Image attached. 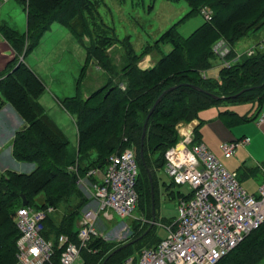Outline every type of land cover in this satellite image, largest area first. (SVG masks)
I'll return each mask as SVG.
<instances>
[{
    "label": "trees",
    "instance_id": "obj_1",
    "mask_svg": "<svg viewBox=\"0 0 264 264\" xmlns=\"http://www.w3.org/2000/svg\"><path fill=\"white\" fill-rule=\"evenodd\" d=\"M166 1L177 3L182 0ZM183 1L189 6L186 18L199 13L204 22L187 37L178 32L177 25L168 28L155 42V47L167 42L171 51L161 55L153 66L141 69L138 66L141 55H123L125 65L120 71L121 86L111 85L110 79L83 98L80 91L82 86L78 87L77 84L75 97L58 99L63 111L74 116L79 158L87 159L91 152L95 154L84 177H87L90 169H103L111 154L131 149L135 152L138 169L140 166V173H143L139 188V174L137 177V193L150 196L151 184L154 185L149 174L152 171L156 176V171L163 169L166 151L180 142V123L189 124L198 120L200 111L222 103L252 102L261 105L264 102V52L252 57L242 56L230 68L220 69L216 78L202 77V73L211 68V46L215 41L221 38L226 40L233 48L231 55H235L234 46L238 42L251 35L255 37L264 29V0ZM19 2L26 14L25 34L6 25L0 26L2 38L13 51L12 57L0 70V93L3 101L12 107L22 121V126L14 131L12 137V157L16 162L32 164L34 168L29 173L11 170L0 173V264L10 260L16 263L18 230L14 215L21 207L20 197H25L28 206L55 208L58 191L66 190L70 183H74L78 168H81L78 160L67 162L68 138L36 102L43 92V84L25 63H18L16 55L25 53L26 57L54 22L66 26L77 39L81 40L84 35L90 39V45L85 46L86 60L89 55H97L102 50L96 32V27L101 23L97 9L102 0ZM202 11H206L208 17H204ZM102 37L110 38V35ZM104 57L105 60H102L103 56L97 55L102 69L109 75L114 74L109 56ZM164 92L144 126L151 108ZM219 116L227 118L229 125L242 121L241 117L227 111ZM192 136L194 143L198 140V128H195ZM76 163L75 171L67 170V164ZM89 179L91 183L96 181L91 177ZM41 193L47 199L41 206H36L32 200ZM89 200L87 198V203ZM49 217L42 232L46 240L50 238L47 229ZM63 220L65 222V219L60 220L62 224ZM73 230L67 236L76 241ZM143 233L138 234L135 242L113 254L105 264L136 257L142 249L152 248L160 241L150 242L149 246L135 251ZM250 235L217 264H253L263 257L264 223ZM95 243L97 239L81 252L83 264H102L104 255L111 251L109 245L102 244V249L100 244ZM54 249L55 259L51 264H58L59 251L56 247ZM97 250L101 253L94 256Z\"/></svg>",
    "mask_w": 264,
    "mask_h": 264
},
{
    "label": "rangeland",
    "instance_id": "obj_2",
    "mask_svg": "<svg viewBox=\"0 0 264 264\" xmlns=\"http://www.w3.org/2000/svg\"><path fill=\"white\" fill-rule=\"evenodd\" d=\"M100 4L97 11L101 23L100 26L96 27V32L99 39L98 42L100 41L99 43L102 45L100 46L102 50H99L97 55L103 56L102 60H105V55L109 56L110 66H112L114 74L109 75L107 71L102 69L101 64L97 60V55H89L86 60L87 51L85 46L90 45V39L86 35L81 40L77 39L66 26L56 22L52 23L47 31L42 34L37 40V44L26 54V57L25 53L16 55L18 63H25L43 84V92L37 97L36 102L46 109L43 108L68 138L67 162L72 163L78 160V164L81 167L78 168L79 166H77L78 176L75 182L70 183L71 181H69L68 188L57 193L59 196L56 198L55 211L50 215L47 222L50 237L47 238L51 242H54L60 234L68 235L73 229L75 235L80 226L81 212L88 206L90 208L95 207L90 200L87 203L88 194L92 193L91 179L83 176L84 172L89 169V162L95 158V154L91 152L87 159L79 158L76 152L77 142L74 118L72 119L74 116L64 113L58 99L63 100L64 98L75 97L77 84L78 87L82 86L80 91L82 90L83 98L98 90L110 79L112 81L111 85H120V71L125 65L123 55H141L139 58L149 56L151 57L150 60L152 59L151 61L155 64L161 55L171 51V46L167 42L155 47V42L160 40L162 34L168 28L177 25L178 32L183 37H187L204 22L199 13L186 18L189 6L183 0L177 3L166 0H102ZM2 25L25 34L26 14L19 0H0V26ZM261 32H264V29L257 36L251 35L238 42L234 46L236 52H242L249 43L263 39L264 34L261 35ZM105 34H109L110 38L102 37ZM152 62L149 64H152ZM212 65L213 68L208 71L207 76L216 78L221 67L217 63ZM79 81L80 83H78ZM0 99V101L4 102L1 93ZM221 108L233 111V113L242 118V121L236 125H229L218 115ZM257 109V103L250 102L224 105L219 108L212 107L199 112V117L205 121L204 125L199 126L200 140L204 136L207 138L210 147L206 146V149L209 152L212 149L213 153L211 152V155L231 174L238 173L241 160L259 156L261 146L254 137L256 129H259V127L250 121ZM252 136L253 139H251ZM242 137L250 138V145H239L241 149L238 150V153L236 151L237 155L235 153L231 158H225L219 146L226 142L240 140ZM202 141L205 144L206 141L203 139ZM178 143L174 146L183 145L182 141L180 144ZM196 143L197 141L193 144ZM262 147L264 148L263 143ZM0 160L2 164L3 162L6 163L5 165H8L10 170L14 172H30L29 164L11 162L5 156L2 159L0 157ZM67 165H69L67 169L69 170L70 167H75L77 163ZM155 174L156 176L152 171L149 174V177L153 179L154 185L152 186L151 184L152 193H150V196H145V193H138L137 204L131 216L120 218L112 211L110 213L113 219L105 214L99 215V219L96 222L97 236H92L90 242L97 239L95 244H100L99 247L102 249V244L109 245L111 251L104 255L102 261L109 257L111 253L115 254L135 242L140 233L144 232L139 237L141 240L139 239L135 251L143 246H149L150 242L157 243L158 240L165 239L168 235V227H174L178 216V199L180 196H189L192 189L189 185L176 186L171 184L170 178L163 169L157 170ZM139 179L138 188L141 185V179L143 181V173H140V166ZM95 180L99 181L98 178ZM241 181L240 184H242L243 189L248 194L257 192L258 181L255 178H245L242 183ZM46 199L45 195L41 193L36 198H33L32 202L36 206H41L40 204L44 203ZM61 219H65V222L63 220L64 224L60 222ZM68 229L71 231L68 232ZM149 230L151 231L146 237L145 235ZM98 253V250L97 252L95 251L94 256H98ZM54 259L55 256H53L52 262ZM12 262L10 260L6 264H15ZM123 262V260H117L112 264H122ZM79 264H83L82 260Z\"/></svg>",
    "mask_w": 264,
    "mask_h": 264
},
{
    "label": "built area",
    "instance_id": "obj_3",
    "mask_svg": "<svg viewBox=\"0 0 264 264\" xmlns=\"http://www.w3.org/2000/svg\"><path fill=\"white\" fill-rule=\"evenodd\" d=\"M201 14L208 17L206 11ZM232 51L226 40L215 41L211 46L210 70L213 63L221 69L230 68L242 56L252 57L264 52V38L242 52L234 49L235 55H231ZM208 71L202 73L203 78L208 77ZM253 122L263 125L264 113ZM181 141V149L176 145L166 151L163 170L173 185H189L191 194L179 197L178 216L174 227H168L167 237L122 264H217L264 223V181L255 195L248 194L237 174L229 173L203 144H193L190 137ZM248 142L246 138L226 142L220 145V151L225 158H231L239 145ZM29 166L31 172L34 166ZM70 169L75 171L76 166ZM138 174L135 152L131 149L111 154L103 169L88 171V178L99 179L91 183L95 207L81 212L76 241L64 234L57 236L55 242L43 237L44 223L54 213L53 207L40 209L21 205L14 215L18 230L15 264H51L54 247L59 251L58 264H79L81 252L88 249L91 237L97 236L96 222L101 213L107 215L112 211L120 218L131 216L137 204Z\"/></svg>",
    "mask_w": 264,
    "mask_h": 264
},
{
    "label": "crops",
    "instance_id": "obj_4",
    "mask_svg": "<svg viewBox=\"0 0 264 264\" xmlns=\"http://www.w3.org/2000/svg\"><path fill=\"white\" fill-rule=\"evenodd\" d=\"M262 34H264V32H261V35ZM253 43L254 42L249 43L246 47L250 46ZM12 55H13L12 49L4 41V39L2 38V36L0 34V70L3 69V67L5 66L7 60L9 58H11ZM148 57L147 56L143 57L139 61L138 66L141 69H147V68H150L151 66L154 65V62L151 61L152 59L150 60L151 57H149V58ZM146 58H148V59H146ZM149 60H150V62H152V64H149L150 63ZM224 105H237V104L222 103V104H220L218 106H213V107L219 108V107L224 106ZM257 106H258V109L256 110L255 113H253L252 117L250 118V121H252V122H253V120H254V118L256 116H258L260 113H264V102L261 105L257 104ZM210 108H212V107H210ZM225 111L233 113V111H228L225 108H221L219 110L218 115L220 113H222V112H225ZM199 114L200 113H198V120L192 121L190 124H184V123H180L179 124L178 128H179V134H180L181 140H184L186 137H190L193 140V136L192 135H193V131L195 130V128H198V132H199V126L202 125V124L203 125L205 124V121L202 118L199 117ZM233 114H235V113H233ZM223 120H225L228 123V119L227 118L223 119ZM20 125L22 126V121L19 119V117L17 116L16 112L12 109V107L9 106L7 103L0 101V157H1V159L3 158V156H5L6 158H8V160H11V162H15V160L11 156V144H10L11 140H12V138H11L12 135L11 134L13 133L14 130L20 128L21 127ZM258 127H259V129H256L254 137H255L256 142L261 146V149H260V152H259V156H257L256 158H251V159H244V160L240 159L242 161L240 166L238 167V170L239 169L240 170L236 174H237V178H238L239 182L241 180L243 181L245 178L253 177V178H255L258 181V186H259L260 183L264 181V148L262 147V143L264 145V124L260 125ZM203 136H204V134H203ZM204 138L202 137V139L206 141L205 144H203L202 139L200 140V132H199V136H198L197 142L203 144L205 147L206 146L210 147L207 138L205 136H204ZM243 138L248 139L249 142L247 144H245V145L249 146L250 143H251L250 138L242 137L240 139H243ZM251 139H253V136H252ZM76 142H77V139H76ZM238 147H237V150H236L237 153H238V150L241 149L240 147L239 148ZM219 149H220V146H219ZM211 152L213 153L212 149H211ZM262 152H263V154H262ZM237 153H236V155H237ZM3 161H6V160L3 159ZM6 163H7V161H6ZM6 163L3 162V164H2V162L0 160V167H1L0 173H3L5 171H7V170H10V167L8 165H5ZM21 166H23V165H21ZM242 181H241V183H242ZM240 185L242 187V184H240ZM255 194H251V195H255ZM91 195H92V193H89L87 198H90V202H92L94 204V206H95V202H94V200H92ZM86 196H87V194H86ZM87 208H90V206H88ZM101 214H103V213H101ZM106 216L107 217H109V216L112 217V214L108 213ZM111 219H113V217ZM253 264H264V256L259 258Z\"/></svg>",
    "mask_w": 264,
    "mask_h": 264
},
{
    "label": "water",
    "instance_id": "obj_5",
    "mask_svg": "<svg viewBox=\"0 0 264 264\" xmlns=\"http://www.w3.org/2000/svg\"><path fill=\"white\" fill-rule=\"evenodd\" d=\"M164 94H165V92L161 94V96L157 99V101L155 102V104H154L153 107L151 108V110H150V112H149V114H148V116H147V118H146V120H145V124H144V126L146 125V122H147L149 116H150L151 113L153 112V109H154L155 106L159 103L161 97H162ZM215 100H219V98H215ZM181 146H182V145H181ZM20 198H21V200H22V206H26V205H27V201H26L25 197H24V196H21ZM115 252H116V251H115ZM115 252H114V253H115ZM112 255H113V253H111V254L109 255V257L112 256ZM109 257H107V258L103 261L102 264H105Z\"/></svg>",
    "mask_w": 264,
    "mask_h": 264
},
{
    "label": "bare ground",
    "instance_id": "obj_6",
    "mask_svg": "<svg viewBox=\"0 0 264 264\" xmlns=\"http://www.w3.org/2000/svg\"><path fill=\"white\" fill-rule=\"evenodd\" d=\"M181 148H182V146L178 147V149H181Z\"/></svg>",
    "mask_w": 264,
    "mask_h": 264
}]
</instances>
